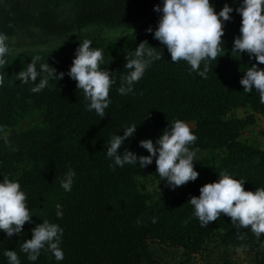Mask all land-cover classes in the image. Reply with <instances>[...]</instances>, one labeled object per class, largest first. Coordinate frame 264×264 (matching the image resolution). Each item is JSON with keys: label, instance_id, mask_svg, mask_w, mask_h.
Here are the masks:
<instances>
[{"label": "trees", "instance_id": "trees-1", "mask_svg": "<svg viewBox=\"0 0 264 264\" xmlns=\"http://www.w3.org/2000/svg\"><path fill=\"white\" fill-rule=\"evenodd\" d=\"M155 1V5H162V0ZM240 2L210 0L217 13L225 3L234 11L232 19L224 22L222 56L209 62L205 79L190 72L186 62L173 63L167 49L146 32L149 26L155 29L161 15L154 11L155 5L150 7V0H0V33L10 36L18 29L36 25L67 37L49 49L8 54V65L0 66V75L4 76L0 85V182L5 175L17 180L30 212L40 209L20 235L9 238L0 231V264H8L6 249L17 252L20 264H153L150 239L181 248L189 255L200 251L218 230L225 231L220 242L226 247L264 244V234L257 238L250 229L238 230L227 216L202 227L188 202L221 172L244 180L245 190L264 187V150L238 140L246 122L227 117L238 107H250L264 115L259 94L255 90L245 92L239 83L247 68L256 63L255 58L250 59L246 53L234 58L231 52L233 39L239 34L241 17L235 8ZM67 6L73 18L60 20L59 10ZM148 8L153 9L152 16L130 34L104 38L80 32L91 24L121 26L134 15L144 17ZM84 39L103 50L101 68L111 71L116 81L103 118L87 110L82 90L76 89L75 81L66 74L75 49ZM143 40L158 51L160 48L164 56L134 84V94L120 95V77L128 71L123 67L125 57ZM34 56L41 58L38 70L39 63L47 62L57 72L65 73L61 80L50 79L39 93L31 92L32 82L23 84L17 79V72L26 70ZM34 114L41 117L40 124L1 136L6 127ZM176 119L194 123L191 130L198 139L191 147L197 153L203 150L209 154L194 162L199 173L195 181L171 188L151 202V195L140 189L137 176L157 175L155 161L143 169L125 164L113 170L109 165L114 161L106 155L109 140L114 134L122 135L123 127L137 124L134 136L119 151L128 148L137 155H148L139 141L151 139L155 143L167 124ZM220 149L223 154L215 152ZM69 168L76 175L72 190L65 191L60 181ZM53 193L56 195L43 202ZM57 204L62 206V218L56 216ZM45 219L63 229L61 261L44 250L36 261H29L20 251L23 241L31 238V228ZM256 264H264V255Z\"/></svg>", "mask_w": 264, "mask_h": 264}, {"label": "clouds", "instance_id": "clouds-1", "mask_svg": "<svg viewBox=\"0 0 264 264\" xmlns=\"http://www.w3.org/2000/svg\"><path fill=\"white\" fill-rule=\"evenodd\" d=\"M154 11L161 13L157 26H149L146 32L163 45L173 63L184 61L190 72H197L202 78H207L210 61H217L222 56L224 45V22L230 21L234 9L225 3L217 13L210 0H162V5H155ZM240 17L239 36L234 37L231 52L246 53L249 58H255L256 63L243 73L239 83L245 92L255 90L259 94V101L264 104V0H241L235 8ZM11 27V25H9ZM8 36L0 33V66H6L5 57L9 54ZM92 41L84 39L75 49V55L67 71V76L75 81L76 89L83 92L89 111H95L99 118L106 114L109 107L110 91L116 83L112 72L101 68L104 63L103 50L93 48ZM163 51L151 46L146 40L139 42L134 52L128 53L123 65L127 74L120 77L117 92L120 95L134 94V84L138 83L151 64L162 59ZM39 56L31 58L26 70L17 72V79L23 84L32 82L30 90L41 92L48 86L49 80L63 79L64 72L50 66L47 62L39 63ZM201 64L203 70L201 71ZM212 70V69H211ZM41 73H44L41 76ZM40 77L37 83V78ZM4 76L0 75V85ZM144 118V117H143ZM137 124L123 127V134H114L107 147L106 155L114 163L109 167H123L125 164L138 165L140 169L155 161V172L159 181H165L169 188L183 186L195 181L199 173L195 170L194 162L198 160L197 152L192 149L198 139L189 125L183 120L176 119L162 131L155 140L142 139L139 146L148 155H137L125 148L119 149L125 141L134 136ZM5 143H9L4 137ZM15 150V149H12ZM76 173L69 168L61 187L71 191ZM244 180L236 179L221 172L218 179L205 183L199 188L198 196H191L188 202L192 205L193 216L201 226L214 223L221 216H227L236 229H250L259 238L264 234V187L254 191L245 190ZM27 196L21 190L17 180L4 176L0 182V231L7 237L20 235L26 223H32V213L27 207ZM56 216L62 218L63 210L56 205ZM31 238L25 239L20 245V251L26 254L29 261H36L42 250L51 253L57 261L64 259L62 242L63 229L56 223L45 219L31 228ZM4 255L8 264H20L16 251L6 249Z\"/></svg>", "mask_w": 264, "mask_h": 264}, {"label": "rangeland", "instance_id": "rangeland-1", "mask_svg": "<svg viewBox=\"0 0 264 264\" xmlns=\"http://www.w3.org/2000/svg\"><path fill=\"white\" fill-rule=\"evenodd\" d=\"M156 4L155 0H150V7ZM153 9L148 8V12L144 17L136 15L118 27H108L105 25L91 24L81 28L80 32L91 35H99L104 38L127 35L132 33L138 25L145 19L151 17ZM60 20L71 21L73 13L70 7H64L59 10ZM75 33V32H73ZM240 34V33H239ZM239 34L237 36H239ZM236 36V37H237ZM67 40V37L53 33H48L36 25H28L24 28L16 30L8 36L9 55L33 50H45L59 45L62 41ZM238 53L232 52L234 58L240 57ZM227 117L238 118L244 120L246 125L239 131L238 140L247 143L251 146L264 150V115L254 112L250 107H238L231 110ZM41 122V117L37 114L31 115L28 118L19 120L15 126L6 127L1 136L13 135L21 130L28 129L38 125ZM190 128L194 123H187ZM223 154L222 149L215 150ZM208 151L199 150L197 153L198 160L208 155ZM137 181L140 189L151 195V202L157 200L160 194L171 189L165 181H159L158 175L137 176ZM56 193L45 197L43 202H46ZM40 209H35L31 213H36ZM224 230L213 232L206 240L203 248L193 254L186 255L183 249L174 247L156 239L149 240V248L153 256V264H256L257 258L264 255V244L254 246L247 243L237 247H226L221 244L220 237Z\"/></svg>", "mask_w": 264, "mask_h": 264}]
</instances>
